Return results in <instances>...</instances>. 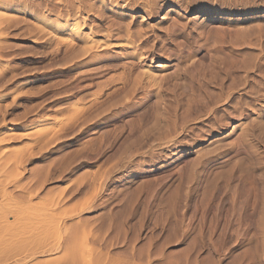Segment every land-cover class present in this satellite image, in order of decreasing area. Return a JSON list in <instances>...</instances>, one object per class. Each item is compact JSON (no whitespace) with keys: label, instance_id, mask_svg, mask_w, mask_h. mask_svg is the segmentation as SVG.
I'll return each mask as SVG.
<instances>
[{"label":"rangeland","instance_id":"374dc122","mask_svg":"<svg viewBox=\"0 0 264 264\" xmlns=\"http://www.w3.org/2000/svg\"><path fill=\"white\" fill-rule=\"evenodd\" d=\"M263 89L264 0H0V264H264Z\"/></svg>","mask_w":264,"mask_h":264},{"label":"bare ground","instance_id":"6f19581e","mask_svg":"<svg viewBox=\"0 0 264 264\" xmlns=\"http://www.w3.org/2000/svg\"><path fill=\"white\" fill-rule=\"evenodd\" d=\"M75 31H76V30H75ZM76 33H77V32H76ZM132 33H133V32H132ZM90 39H91V38H90ZM95 42H96V41H95ZM95 48H96V47H95ZM141 57H142V56H141ZM173 73H174V72H173ZM142 74H143V72H142ZM149 74H150V73H148V75H149ZM140 75H141V73H140ZM140 75H137V77L140 76ZM145 75H146V74H145ZM145 75H144V76H145ZM141 76H142V78H143V75H141ZM146 76H147V75H146ZM150 76H151V75H150ZM150 76H148V77H150ZM152 76H153V74H152ZM166 76H167V75H166ZM166 76H165V78H166ZM135 77H136V76H135ZM137 77H136V78H137ZM154 77H155V76H154ZM154 77H150V79H151V78H154ZM176 77H177V76H176ZM138 78L140 79V77H138ZM142 78H141V80H142ZM163 78H164V77H163ZM167 78H169V77H167ZM170 78H171V76H170ZM158 79H161V78H158ZM158 79H157V78L154 79V80L156 81V83H155V81H154L153 79H151L152 81H154V83H155L156 86H157V83H158V85H159V83L161 82V80H160V82H159ZM137 80H138V79H136V82H137ZM141 80H140V81H141ZM164 80H165V79H164ZM166 80L168 81V79H166ZM140 81H139V83H138V82H137V83L140 84ZM145 81H146V83H147V82H148V83L150 82L149 80H147V78L144 79V82H145ZM157 81H158V82H157ZM162 81H163V79H162ZM134 82H135V78H134ZM136 82H135V83H136ZM165 82H166V81H165ZM135 83H134V84H135ZM150 83H151V82H150ZM161 83H162V82H161ZM138 84H137V85L135 84V85L138 86ZM144 84H145V83H144ZM132 85H133V83H132ZM147 85H148V84H147ZM149 85H150V84H149ZM149 85H148V86H149ZM151 85H152V84H151ZM160 85H161V84H160ZM160 85H159V86H160ZM136 86H134V87L136 88ZM152 86H153V85H152ZM177 86H178V85H177ZM184 86H185V85H184ZM130 87H132V86H129V87L127 88V89H128V90H127V91H128V94H129V90H130L129 88H130ZM134 87H132V88H133V90L135 91V88H134ZM157 87H158V86H157ZM227 87H228V86H227ZM196 88H197V87H196ZM158 89H159V88H158ZM226 89H227V88H226ZM124 90H125V89H124ZM156 90H157V89H156ZM179 90H180V89H179ZM258 90H259V89H258ZM263 90H264V89H263ZM125 91H126V90H125ZM134 91H133V93H134ZM171 91H172V90H171ZM131 92H132V89H131ZM180 92H181V91H180ZM259 92H260V91H259ZM125 93H127V92H125ZM182 93H183V92H182ZM255 94H256V93H255ZM155 95H156V94H155ZM160 95H161V94H160ZM162 95H163V94H162ZM157 96H158V94H157ZM159 97H160V96H159ZM202 97H203V96H202ZM161 98H162V97H161ZM187 98H188V97H187ZM261 98H262V97H261ZM195 99H196V98H195ZM159 100H160V99H159ZM167 100H168V99H167ZM179 100H180V99H179ZM189 100H191V99H188V101H189ZM161 101H162V100H161ZM161 101H160V102H161ZM188 101H187V103L191 105L192 103H194V102L197 101V100H195V101L192 100V101H194V102L191 101L192 103H190V102H188ZM157 102H158V101H157ZM162 102H163V101H162ZM162 102H161V103H162ZM182 102H183V101H182ZM199 102H200V101H199ZM158 103H159V102H158ZM158 103H156V106H154L155 109L157 108ZM196 103H197V102H196ZM201 103H202V102H201ZM203 103H204V102H203ZM203 103H202V104H203ZM206 103H207V102H206ZM217 103H218V102H217ZM163 104H164L165 107H167L166 104H165L164 102H163ZM168 104H169V103H168ZM168 104H167V105H168ZM178 104H179V102H178ZM188 104H187V105H188ZM159 105H160V103H159ZM169 105H170V104H169ZM169 105H168V106H169ZM182 105H183V103H182ZM182 105H180V106H182ZM184 105H186V104H184ZM184 105H183V106H184ZM190 105H188V106H190ZM161 106H162V105H161ZM161 106H160V107H161ZM193 106H197V105H193ZM193 106H192V109L195 108V107H193ZM202 106L205 107V105H202ZM174 107H175V106H174ZM185 107H187V106H184V108H182V115H183V111L186 109ZM200 107H201V106H200ZM203 107H201L200 110H201ZM206 107H207V104H206ZM162 108H164V107L162 106ZM188 108H191V107H187V109H188ZM196 108H199V106H197ZM207 108H208V107H207ZM155 109H154V110H155ZM167 109H169V107H168ZM171 109H172V108H171V105H170V110H169L170 112H169V113L175 111V109H173V111H171ZM183 109H184V110H183ZM187 109H186V110H187ZM204 109H205V108H204ZM160 110H161V109H160ZM164 110H165V108H164L163 110H161V111H164ZM211 110H212V109H211ZM148 111H149V109H148ZM156 111H157V110H156ZM161 111H160V113H159V111L156 112V113H158V114H155V116L153 115V116L156 117V118H154V117L152 116V117H153L152 119H155L154 121H156V124H155V127L157 126L156 129H159V131L161 130V132H162V129H163L164 127H165L166 129L170 127V130L175 129V127H177V126H176V124H177V123H176L177 119H176L175 121H172V120L170 119L171 115H170V117H168V115L166 116V114L168 113L167 110H166L167 113L165 112V114H164V112H161ZM189 111H190V112H188V111L185 112V113H190V115H189L188 117L191 116V112H192L191 110H189ZM193 111H195V110H193ZM197 111H198V110H197ZM202 111H203V110H202ZM204 111H206V110H204ZM152 112H153V111H152ZM154 112H155V111H154ZM175 112H176V111H175ZM175 112H174V113H175ZM195 112H196V111H195ZM198 112H199V111H198ZM149 113H150V112H149ZM149 113H148V114H149ZM174 113L172 114V117L174 116ZM185 113H184V114H185ZM196 113H197V112H196ZM196 113H195V116H196ZM151 114H152V113H150V115H149V116H150V117H149L150 119H151ZM198 114L200 115L201 113H198ZM209 114H210V113H209ZM145 115H146V114H145ZM187 115H188V114H187ZM187 115H184L183 117L188 118ZM204 115H205V114H204ZM215 115H216V114H215ZM146 116H147V115H146ZM175 116H176V115H175ZM178 116H179L178 119H180V115H178ZM197 116H198V115H197ZM226 116H227V115H226ZM147 117H148V116H147ZM181 117H182V116H181ZM191 117H192V116H191ZM174 118H175V117H174ZM174 118H173V120H174ZM193 118H194V117H193ZM193 118H192V120H193ZM147 119H148V118H147ZM184 119H185V118H184ZM184 119H180V121H181V120H184ZM169 120H170L171 122H170ZM188 120H189V118H188ZM188 120H185V121H188ZM195 120H196V119H195ZM65 121H66V120H65ZM152 121H153V120H152ZM185 121H184V122H185ZM198 121H199V120H198ZM200 121H201V120H200ZM252 121H253V120H252ZM182 122H183V121H181V123H182ZM152 123H155V122H152ZM200 123H202V122H200ZM225 123H226V122H225ZM182 124H183V123H182ZM182 124H180V125H182ZM184 124H185V123H184ZM184 124H183V126H184ZM153 125H154V124H153ZM180 125H179V123H178V128H179V127H182V126H180ZM202 125H203V124H202ZM220 125H221V124H220ZM225 125H226V124H225ZM256 125H257V124H256ZM62 126H63V125H62ZM64 126H65V125H64ZM185 126H186V124H185ZM185 126H184V127H185ZM210 126H211V125H210ZM151 127H153V126H151ZM171 127H172V128H171ZM184 127H182V128L184 129ZM196 127H197V126H196ZM214 127H215V126H214ZM214 127H213L212 129H214ZM178 128H177V129H178ZM186 128H187V127H186ZM209 128H210V127H209ZM146 129H147V128H146ZM152 129H153V128H152ZM152 129H151V130H152ZM156 129H155V130H156ZM166 129H165V131H166ZM183 129H182V130H183ZM198 129H199V128H198ZM212 129H211V130H212ZM147 130H148L147 132H146V130L144 131V132H145L144 134H146V135L148 134L149 138H153V139H155L156 137H152V136L150 137V135H149V133H148V132H150V131H149V129H147ZM153 130H154V129H153ZM155 130H154V131H155ZM168 130H169V129H168ZM168 130H167V132H168ZM178 130H179V129H178ZM185 130H186V129H185ZM211 130H210V132H211ZM154 131H152V132H154ZM156 131H157V132H156L157 134L160 133V132H158V130H156ZM173 131L175 132V130H173ZM186 131L188 132V130H186ZM186 131H185V132H186ZM190 131H191V129H190ZM249 131H250V130H249ZM170 132H171V131H170ZM170 132H168V138H169V139H170V137H169V135H170L169 133H170ZM178 132H179V131H178ZM187 132H186V133H187ZM192 132H193V131H192ZM208 132H209V130H208ZM164 133H165V132H164ZM164 133H162V135H163ZM175 133H177V132H175ZM186 133H185V135H186ZM189 133H190V132H189ZM193 133H194V132H193ZM193 133H192V134H193ZM197 133H198V132H197ZM248 133H249V132H248ZM262 133H263V132H262ZM142 134H143V133H142ZM144 134H143V135H140V134H139V135H140V136H144ZM150 134H151V132H150ZM171 134H172V133H171ZM177 134H178V133H177ZM192 134H191V135H192ZM205 134H206V133H205ZM207 134H208V133H207ZM155 135H156V134H155ZM164 135H166V133H165ZM173 135H174V134H173ZM173 135H172V136H173ZM178 135H179V134H178ZM178 135H177V136H178ZM194 135H195V133H194ZM247 135H248V134H247ZM158 136H161V134H159ZM170 136H171V135H170ZM172 136H171V137H172ZM187 136H188V135H187ZM244 136H246V135H244ZM137 137H138V136H137ZM164 137H166V136H161L160 139L163 138L162 140H164V139H165ZM184 137H185V136H184ZM190 137H191V136H190ZM193 137H194V136H193ZM193 137H192V138H193ZM196 137H197V138H196L195 141H197V140H204V139H205V137H204L203 135L201 136V137H203V138L199 137L198 135H197ZM242 137H243V135H242ZM142 138H144V137H142ZM142 138H141V140H142ZM147 138H148V137H146V139H145V138H144V139H145V140H148ZM192 138H191V141H192ZM131 139H133V138H131ZM136 139H137V138H136ZM156 139L158 140V138H156ZM166 139H167V138H166ZM169 139H168V140H169ZM181 139H182V138H181ZM218 139H219V138H218ZM220 139H222V138H220ZM141 140L138 138V141H137V142H140ZM145 140H144V141L142 140V142H145ZM162 140H161V142H163ZM171 140H172V138H171ZM173 140H174V139H173ZM237 140H238V139H237ZM242 140H244V139H242ZM164 141H165V140H164ZM166 141H167V140H166ZM175 141H176V136H175ZM180 141H181V140H179V143H180ZM195 141H194V142L192 141V142L195 143ZM133 142L135 143L136 141L134 140ZM137 142H136V144H138ZM167 142H168V141H167ZM172 142H173V141H172ZM165 143H166V142H164L163 144H165ZM176 143H178V142H176ZM182 143H183V142H182ZM182 143L180 144L181 146H182ZM184 143H185V140H184ZM184 143H183V144H184ZM189 143H190V142H189ZM193 143H192V145H193ZM209 143H210V142H209ZM139 144H142V143L140 142ZM169 144H170V141H169ZM169 144L166 143V145H169ZM186 144H187V143H185L184 145H186ZM190 144H191V143H190ZM219 144L221 145L222 143H219ZM219 144H218V147L216 146L217 148H220V147H219ZM229 144H230V143H229ZM229 144L227 143V144H225V145H229ZM239 144H240V143H239ZM173 145H174V148H175V145H177V144L174 143V144H172L171 147H173ZM180 145H179V146H180ZM187 145H188V144H187ZM187 145H186V146H187ZM222 146H223V144H222ZM165 147H167V146H165ZM216 147H215V148H216ZM168 149H169V148H168ZM168 149H166V150H168ZM170 149H171V148H170ZM209 149H211V148H209ZM209 149H208V151H209ZM200 150H201V149H200ZM211 150H212V149H211ZM213 150L215 151L214 148H213ZM213 150H212V151H213ZM216 150H217V149H216ZM218 150H219V149H218ZM218 150H217V151H218ZM206 151H207V150H206ZM208 151H207V152H208ZM219 151H220V150H219ZM210 152H211V151H210ZM215 152H216V151H215ZM173 153H174V152H173ZM205 153H206V152H203L202 154L205 155ZM211 153H212V152H211ZM159 154H161V152H160ZM206 154H207V153H206ZM209 154H210V153L208 152L207 155H209ZM157 155H158V154H157ZM164 155H165V154H164ZM166 155H167V154H166ZM207 155H205V156H207ZM159 156H160V155H159ZM159 156H158V157H159ZM201 156H202V155H201ZM201 156H200V157H201ZM160 157H161V156H160ZM202 157H203V156H202ZM254 157H255V156H254ZM256 158H257V157H256ZM161 159H162V158H161ZM163 159H164V157H163ZM198 159H199V158H198ZM165 160H166V159H165ZM161 161H162V160H161ZM194 161H195V162H192L191 169H189V171H190V170L192 171V169H195V166L198 165V163H199V162L197 161V158H196V160H194ZM199 161H200V160H199ZM196 167H197V166H196ZM188 168H189V167H188ZM230 177H231V176H230ZM234 177H235V176H234ZM228 180H229V179H228ZM230 180H231V179H230ZM233 180H234V179H233ZM228 184H229V183H228ZM223 187H225V186H223ZM181 190H182V189H181ZM263 197H264V196H263ZM263 205H264V204H263ZM261 206H262V205H261Z\"/></svg>","mask_w":264,"mask_h":264}]
</instances>
